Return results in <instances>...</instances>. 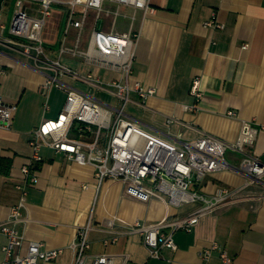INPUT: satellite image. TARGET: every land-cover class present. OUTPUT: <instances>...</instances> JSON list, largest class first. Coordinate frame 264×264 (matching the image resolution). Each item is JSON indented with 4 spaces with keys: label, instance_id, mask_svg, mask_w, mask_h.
Here are the masks:
<instances>
[{
    "label": "crops",
    "instance_id": "crops-1",
    "mask_svg": "<svg viewBox=\"0 0 264 264\" xmlns=\"http://www.w3.org/2000/svg\"><path fill=\"white\" fill-rule=\"evenodd\" d=\"M57 1L66 4L72 0ZM15 2L0 0V25L6 28ZM149 2L152 12L144 15L142 11L123 9L126 18L118 17L113 26L116 33L128 32L130 27L138 33L130 82H139L155 91L143 105L131 94L127 115L145 132L176 146L195 141L201 134L233 144L239 136L241 122H252L259 133L245 154L262 156L264 0ZM4 3L7 4L5 17ZM25 8L30 17H39L38 3L27 4ZM111 8L115 10L114 6ZM54 10L58 12L49 18L43 41L47 56L58 59L68 7L57 5ZM212 19L223 29L206 27ZM119 20L123 21L122 28L117 25ZM112 23V18L102 16L97 27L100 24V29L108 32ZM93 25L92 13L83 32V43ZM75 35L76 31L69 32V45ZM61 61L77 73L92 74L103 82L119 79L116 73L91 68L68 56ZM46 74L32 56L25 55L17 45L0 40V97L5 104L16 106L10 129H0V225L7 222L10 209L20 199L17 186L22 183L21 168L31 154L30 133L43 120H56L65 103L62 108L48 105L44 111L46 98L42 83ZM195 78L200 80L199 101L189 94ZM62 81L103 102L113 103L109 95L96 93L89 86L67 77ZM100 96L107 99L104 101ZM191 105L196 106L194 112L183 109ZM230 111L234 112V118L227 116ZM170 119L174 121L170 123ZM40 154L42 163L37 167V182L27 188L23 222L15 228L24 236L23 251L29 242H37L48 250L62 249L63 253L52 262L38 264H72L73 253L68 246L77 231L89 222L92 230L88 262L96 256L108 255L116 261L126 258L125 264H221L217 251L208 260L201 258L202 252L215 244L227 253L231 264H264V185L245 186L246 178L239 169L245 156L237 151L227 150L226 168L207 175L197 188L207 197L221 189L237 191L235 202L203 217L191 233H175L176 250H162L160 259L150 258L141 237L130 233L127 226L137 221L152 225L164 219H180L192 212L194 206L177 208L157 199L140 202L126 196L124 186L118 182L105 181L98 186L91 166L78 165L49 148H42ZM109 221L114 223L112 228L107 226ZM114 237L115 243L104 245L105 240ZM5 243L6 239L0 236V263Z\"/></svg>",
    "mask_w": 264,
    "mask_h": 264
},
{
    "label": "built area",
    "instance_id": "built-area-1",
    "mask_svg": "<svg viewBox=\"0 0 264 264\" xmlns=\"http://www.w3.org/2000/svg\"><path fill=\"white\" fill-rule=\"evenodd\" d=\"M30 3L39 4L38 18L26 13L25 7ZM57 5H66L68 12L58 59H51L45 51L43 31L52 9ZM123 9L142 11L144 15L153 11L149 0H72L66 4L57 0H16L10 25L7 28L0 25V40L17 45L48 72L42 83L46 98L44 111L48 110L49 95L53 89L66 95L57 119L43 120L30 133L31 154L21 168L22 183L17 186L20 199L10 209L7 222L0 225V236L6 239L0 264L52 262L63 253L62 249L48 250L37 242H29L23 251L24 236L15 228L17 223L23 222L27 188L37 182L36 172L42 163V148L55 150L78 165L91 166L98 186L105 181L118 182L124 186L126 196L143 203L157 199L177 208L187 205L195 207L180 219H164L152 225L137 221L127 226L130 233L141 237L152 259H160V252L164 249L176 250L175 233H191L203 217L235 202L237 191L221 189L207 197L197 190L207 175L226 168L224 156L227 150L245 156L239 167L246 178L245 186L256 183L264 185V154L260 157L245 154V149L252 148L259 133L254 123L242 121L239 136L233 144L209 134H201L195 141L176 146L145 132L127 115L131 94H135L143 105L155 91L139 82H130L139 35L132 27L128 32H114V21L118 17L126 18L121 12ZM92 13L94 25L83 43V32ZM102 16L113 19L111 31L97 29ZM130 19L134 20L133 17ZM205 26L223 29L214 19ZM71 30L76 31V35L69 45ZM65 56L91 68L116 73L119 79L103 82L92 74H79L62 63L61 58ZM66 77L93 88L96 93L109 95L113 103L103 102L94 95L66 85L62 81ZM189 94L195 101L202 98L199 78L193 79ZM183 109L194 112L196 106H184ZM15 111V105L5 104L0 97V129H10ZM227 116L234 118L235 114L230 111ZM173 121L169 120L170 123ZM107 226L112 228L113 221L107 222ZM91 230L89 222L77 231L75 239L69 244L68 249L73 253L72 264L126 263V258L116 261L108 255L96 256L88 262ZM165 230L168 232L165 233ZM116 240V237L105 240L104 245ZM213 251L218 252L221 264H231L227 253L219 250L215 244L202 252V260H208Z\"/></svg>",
    "mask_w": 264,
    "mask_h": 264
},
{
    "label": "rangeland",
    "instance_id": "rangeland-1",
    "mask_svg": "<svg viewBox=\"0 0 264 264\" xmlns=\"http://www.w3.org/2000/svg\"><path fill=\"white\" fill-rule=\"evenodd\" d=\"M2 6H3V16L5 17L6 13H7V9H6L7 4L4 3ZM54 9H55V7L52 9V14H55V12H58V11H55ZM50 21H51V19H50ZM47 22H49V19H48ZM122 22H123L122 20H119L117 22L118 27H120V28L123 27L122 26ZM90 93L95 94V92H93V91L92 92L90 91ZM97 96H99V95H97ZM99 98H102V100H104V101H105V99H107L104 96H100ZM45 101H46V99H45ZM64 101H65V95L62 92H60V91H58L56 89H53L50 92L48 105L51 106L52 104H55L56 106L62 108V105H63ZM106 101H108V100H106ZM127 111H129V108H127ZM191 189H193V188L191 187Z\"/></svg>",
    "mask_w": 264,
    "mask_h": 264
},
{
    "label": "water",
    "instance_id": "water-1",
    "mask_svg": "<svg viewBox=\"0 0 264 264\" xmlns=\"http://www.w3.org/2000/svg\"><path fill=\"white\" fill-rule=\"evenodd\" d=\"M100 25V24H99ZM98 25L97 29H100V26Z\"/></svg>",
    "mask_w": 264,
    "mask_h": 264
}]
</instances>
